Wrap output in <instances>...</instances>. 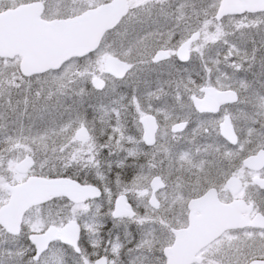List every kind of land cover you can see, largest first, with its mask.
Returning a JSON list of instances; mask_svg holds the SVG:
<instances>
[{
  "label": "flooded vegetation",
  "instance_id": "af4514ba",
  "mask_svg": "<svg viewBox=\"0 0 264 264\" xmlns=\"http://www.w3.org/2000/svg\"><path fill=\"white\" fill-rule=\"evenodd\" d=\"M208 1L126 0V13L103 32L95 51L85 55H93L104 42L107 52L100 70L104 77L95 74L88 81L79 80L72 69L66 76H50L61 80L49 83L46 75L61 72L74 58L57 69L28 73L18 52L0 55V264H96L101 257L104 264H124L125 236L120 239L115 234L120 226L149 227V240L155 244L147 251L149 264H184L189 253L193 255L187 264H242V257L249 255L244 264L264 262V226L227 228L206 245L196 244L203 212L192 209L190 202L209 189L216 191L223 205L242 202L239 213L248 222L264 217V164L255 169L243 165L244 158L264 152L262 135L256 151L241 160L245 175L229 176L223 187L216 186V177H203L205 159L216 153V136L230 147L238 144L228 110L236 104L237 94L234 102H221L217 111H201L195 105V99L203 101L210 89H217L206 83L215 76L204 71L205 63L210 64L205 52H213L216 64V24L221 20H216V10L212 15L205 11L216 4L213 0L208 8ZM32 2L42 4L38 18H44L41 0H10L0 12ZM130 4L134 9L150 8L153 24L133 37L128 30L144 11L133 12L130 26L121 27ZM181 47L188 51L185 62L177 57ZM125 48L148 51L145 59L139 53L138 63L148 64L153 73L149 84L138 77L139 85L149 88L147 97H140L139 92L134 106L120 112V108L106 106L98 95L131 70L132 64L120 56ZM159 52L166 54L154 60ZM192 56L196 57L195 70L179 73L180 64ZM108 57L128 63L129 70L122 77L105 73ZM168 64L174 70L165 68ZM94 77L102 79L100 89L92 85ZM143 104L154 106L143 114ZM48 110L60 116L58 122L30 121L32 115ZM83 110L81 114L94 115L88 117L89 122L77 123V112ZM144 117L150 141L144 138ZM225 118L236 134L235 144L220 134ZM117 178L122 186L114 198L107 184L116 183ZM230 178L240 182L236 191L227 186ZM30 179L74 180L96 187L90 191L98 193L78 201L65 193L50 195L22 209L27 194L38 190L20 187ZM118 200L123 211L114 215ZM111 223L115 224L111 227ZM245 232L255 236L242 239L238 233ZM110 243L116 250L110 251Z\"/></svg>",
  "mask_w": 264,
  "mask_h": 264
},
{
  "label": "rangeland",
  "instance_id": "374dc122",
  "mask_svg": "<svg viewBox=\"0 0 264 264\" xmlns=\"http://www.w3.org/2000/svg\"><path fill=\"white\" fill-rule=\"evenodd\" d=\"M10 0H0V8L7 4ZM14 2L20 0H13ZM31 1V0H29ZM44 4L42 16L44 19L64 18L73 16L83 10L94 7L98 4L109 0H41ZM129 2L132 0H128ZM219 0L208 1V8L205 9L208 14H213L218 6ZM144 11L139 16L135 17L133 22V12ZM150 8L134 9L130 4V9L127 16L124 18L121 27H129V36L133 37L136 33L148 31L153 24L149 21ZM216 64L212 61L213 52H205L206 58H210V64L205 63L204 71L206 75H214L213 80H208V86H214L217 89H232L237 94V102L228 110L231 115L232 124L238 135V144L230 147L229 144L221 142L216 136V153L210 158L205 159L203 166V177H216V186L223 187L225 180L231 176L245 175L241 166V160L256 151L261 143V135L264 137V12L254 14L245 13L240 16H226L216 24ZM211 39V37H210ZM212 42V40L210 41ZM106 48L104 42L93 55L82 58H74L64 65L61 72L49 73L46 75V82H55L61 78H53L66 76L70 70L75 69V75L79 80L88 81L95 74H101L102 62L105 59ZM139 53L142 59H145L148 51H135L124 49L120 51V56L123 60L132 64L131 70L127 73L124 79L115 83L111 87L105 88L98 96L104 100L106 106H115L120 108V112H125L123 108H132L134 106V97L146 96L149 93V88L139 85V75L146 84H149L153 71H150L149 65L146 63L139 64ZM99 58L101 60H98ZM209 61V60H208ZM100 63L97 67L96 63ZM196 57H193L185 64L179 66V73H191L195 70ZM207 65V66H206ZM216 65V66H215ZM213 66L216 67V72L213 73ZM165 68L174 70L171 64ZM150 69V70H149ZM144 75V76H143ZM53 76V77H50ZM82 88H80V91ZM154 106V105H152ZM151 105H142L141 112L143 114L150 112L153 109ZM87 110V109H86ZM85 110L77 112L76 122H89L88 117L84 115ZM89 111V110H87ZM91 112H94L91 111ZM90 113V112H89ZM101 113V112H98ZM60 116H57L52 111L48 110L44 113L31 116V122L53 123L58 122ZM221 119V118H220ZM217 132V131H216ZM264 146V145H263ZM122 184L117 178L116 183L108 182L107 187L114 191L116 198L119 193V187ZM115 223H111V227ZM113 232V229L110 228ZM116 236L125 240L124 246L121 248V258H125L124 264H149V248L155 245L153 240H149V227L135 228L134 226H120L116 230ZM244 239L252 234L238 233ZM115 236V235H113ZM113 238V242L116 240ZM135 239L134 242L132 240ZM113 251L114 246L110 243ZM116 250V249H115ZM120 254L119 252H117ZM237 254H241L237 252ZM250 256V255H249ZM249 256H243L242 264L246 263ZM250 259V258H249Z\"/></svg>",
  "mask_w": 264,
  "mask_h": 264
},
{
  "label": "water",
  "instance_id": "95a60500",
  "mask_svg": "<svg viewBox=\"0 0 264 264\" xmlns=\"http://www.w3.org/2000/svg\"><path fill=\"white\" fill-rule=\"evenodd\" d=\"M42 4L32 2L20 5L14 9H6L0 12V55H11L18 52L22 55L25 64L23 69L28 73L42 72L48 69H57L62 63L72 57H81L94 51L103 32L112 28L126 13V0H112L109 3L100 4L87 9L82 13L66 19H39ZM264 11V0H220L216 10V20L229 14L254 13ZM166 52H159L154 58L157 60ZM180 61L188 60L186 47L177 51ZM130 66L128 63L115 57H108L104 63V72L122 77ZM92 85L100 89L102 79L94 77ZM236 94L233 90L210 89L203 101L195 99L196 107L201 110L217 111L221 102H234ZM147 117L142 118L145 127L144 138L150 141L149 127L146 125ZM220 134L230 143L237 142L228 118H225L220 126ZM264 164V152L258 151L254 155L244 158L243 165L249 168H260ZM263 182V181H261ZM227 186L236 191L240 182L236 178H230ZM20 187H35L38 190L27 194V199L21 202L22 209L31 204L40 203L50 195L65 193L70 197L75 196L77 201L86 196L97 195L98 191L91 192L92 185H80L74 180L66 179H38L29 180ZM58 188H61L58 190ZM192 209H200L203 215L197 224L202 232H199L196 244L206 245L227 228L244 227L246 225L264 226V217L254 218L250 223L246 217L240 216V210L244 208L242 202L233 205H223L216 199L214 189L207 190L202 196L190 202ZM123 210L121 202H116L114 215ZM220 212L218 214L217 212ZM216 212V215H214ZM73 243L75 244L74 240ZM187 251V250H185ZM191 253L185 254L184 264L192 260ZM105 258L101 257L96 264H104ZM251 264H264V262H252Z\"/></svg>",
  "mask_w": 264,
  "mask_h": 264
}]
</instances>
